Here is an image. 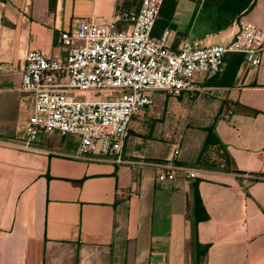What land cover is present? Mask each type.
<instances>
[{"label": "crops", "instance_id": "obj_1", "mask_svg": "<svg viewBox=\"0 0 264 264\" xmlns=\"http://www.w3.org/2000/svg\"><path fill=\"white\" fill-rule=\"evenodd\" d=\"M140 1L0 0V264H27L37 243L44 244L43 264H264V54L258 67L244 62L233 83L197 75L203 91L180 96L195 98L191 116L207 123L194 130H205L204 138L146 139L136 123L145 110L130 124L122 164L75 158V135L42 132L23 146L36 114L33 95L21 87L27 51L65 57L63 31L86 19L114 18ZM195 8L194 1L179 0L171 28L175 44L229 41L240 20L264 29V0L217 32L195 20L189 29ZM180 107L174 111L186 114ZM208 128L230 155V168L218 144L208 148L224 162L202 161ZM177 147L178 162L198 167L199 176L158 182L153 163ZM196 183L209 214L198 223Z\"/></svg>", "mask_w": 264, "mask_h": 264}, {"label": "built area", "instance_id": "obj_2", "mask_svg": "<svg viewBox=\"0 0 264 264\" xmlns=\"http://www.w3.org/2000/svg\"><path fill=\"white\" fill-rule=\"evenodd\" d=\"M163 3L141 0L138 7L122 8L114 18L81 21L77 29L61 33L68 49L65 57H50L40 49L27 51L21 87L33 95L36 114L27 123L24 147L42 132L75 135L79 139L75 158L122 164L130 124L153 103V91L171 97L202 92L196 76L221 72L228 53L244 54L253 67L262 63L264 29L244 20L226 42L205 44L192 38L175 48L170 28L154 36ZM121 21L126 27H119ZM180 155L177 147L168 159L153 163L158 182H173L181 174L199 176L198 167L178 162Z\"/></svg>", "mask_w": 264, "mask_h": 264}, {"label": "trees", "instance_id": "obj_3", "mask_svg": "<svg viewBox=\"0 0 264 264\" xmlns=\"http://www.w3.org/2000/svg\"><path fill=\"white\" fill-rule=\"evenodd\" d=\"M196 3V8L193 15L195 20L198 11L201 14H207L204 18L207 23L212 24L210 27L211 32H217L226 28L227 26L238 21L242 16L247 14L256 4L257 0H192ZM179 0H164L160 14L157 18L156 25L154 28V36L160 37L164 30L167 28H174L173 23L174 14L177 8ZM138 7V6H137ZM200 8V9H199ZM191 22V24H192ZM191 24L189 29L191 28ZM119 27H122L119 25ZM177 43V42H176ZM174 43V47L177 48L179 45ZM245 62L244 54L242 53H228L225 56V66L223 70L213 76L219 79L218 83L231 84L233 83L236 74L240 66ZM208 135L204 144V150L209 146L219 145L223 149L222 156L225 160L227 168L231 167L232 161L225 147L221 144L212 128H208ZM194 217L196 223L207 220L209 214L203 203L199 186L196 183L194 186ZM200 248V243H198ZM200 250V249H199ZM32 254L27 260V264H43L44 262V244L37 243L33 246ZM205 250H200L199 253L204 254Z\"/></svg>", "mask_w": 264, "mask_h": 264}, {"label": "rangeland", "instance_id": "obj_4", "mask_svg": "<svg viewBox=\"0 0 264 264\" xmlns=\"http://www.w3.org/2000/svg\"><path fill=\"white\" fill-rule=\"evenodd\" d=\"M138 1L139 0H136V2ZM184 3L181 7L183 11L185 10ZM184 13V16L187 17L188 14L186 10L184 11ZM197 16L198 17L195 18L196 25L203 23L206 25V28L210 29L212 24L207 23L205 21L206 19H201V17L205 18L207 14H201L199 10ZM193 23L194 21L191 24V28L193 26ZM87 93L88 92H85V94ZM151 95L153 98V103L145 108V110L147 111L146 116H136V123L140 128V132L146 139H148L149 137H153L164 142H173L180 139L182 136L185 137V141H187L191 139L194 134H196L197 136L199 135L202 138L205 137V130H194L195 128H197L196 123L200 125H204L207 123L206 119H204L203 121H196L195 123L194 119L191 116L193 105L195 104V98H189L188 96L184 97L183 99H181L180 97H171L162 90L153 91ZM203 96L212 97V95L207 92H203ZM175 104L182 106L180 108H186L187 113L185 114L181 110L174 111L173 107ZM211 149L212 148H208L204 150L203 147L201 153L202 161L214 160L215 162L218 161V163L220 164L223 163L224 160L221 159L220 154L218 156L216 151H211Z\"/></svg>", "mask_w": 264, "mask_h": 264}]
</instances>
